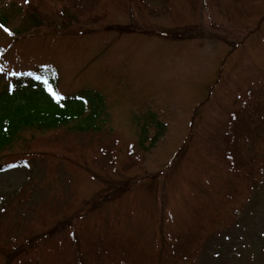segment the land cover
Returning <instances> with one entry per match:
<instances>
[{
    "label": "rangeland",
    "instance_id": "rangeland-1",
    "mask_svg": "<svg viewBox=\"0 0 264 264\" xmlns=\"http://www.w3.org/2000/svg\"><path fill=\"white\" fill-rule=\"evenodd\" d=\"M134 1L98 0L96 5L91 0L73 1L81 9L85 7L86 12L81 15L75 11L73 16L84 21L76 28L85 25L96 13L111 18L96 21L98 30L102 24L111 23L135 27L134 17H141L139 30L145 33L118 34L114 32L116 29H109L111 25H105L113 33H98L109 40L94 48L96 44L90 36L59 37L49 42L56 34L54 25L61 20L57 16L58 8L67 5V0H32L38 12L50 13L48 26L44 25L43 29L52 35H30L43 36L45 45L42 38L28 37L10 47L2 60L7 73L35 69L42 61L54 62L60 91L73 93L82 88V92L91 93L92 89L101 95L92 98L102 106L97 112L103 105L110 110L111 119L107 117L98 131H90L93 143L88 138L89 132L79 133L72 141L77 152L76 175L86 185V189H78L79 196L87 195L83 206L78 208L86 220L77 225L88 241L81 240L85 243L79 245L78 256L85 258L86 253L97 251L113 255L112 245L120 238L125 241L132 236L133 247L137 248L139 241L145 244L146 259L158 264L163 254L162 231L174 235L180 230L183 235L199 232L193 244L198 251L192 264H250L252 260V264H264V181L249 197L252 188L247 185V178L236 179L217 164L229 112L236 101L248 99V91L261 83L259 76H264V0H146L148 7L139 1L137 7ZM9 3L0 0V8ZM10 4L20 8L13 2ZM22 13L20 9L14 15L21 20ZM153 24L169 32L157 34L158 28ZM10 25L15 27L17 23ZM176 31L182 32L183 39L171 37ZM101 38L97 39L101 42ZM4 82L1 77L0 83ZM146 124L147 143L162 125L165 127L152 148L146 141L140 142L139 133ZM34 135L33 143L38 148L41 142L37 139L45 138L47 133ZM71 139L66 135L60 147L51 144L49 154L43 159L28 157L30 169L21 157L24 155H17L22 148L20 144L3 151L0 163L12 158L24 163L23 168L0 172V192L17 190L22 200L28 197L34 205L38 204L39 192L52 176L48 166L65 154L63 146ZM111 141L114 145L110 149L116 157L112 164L106 163V169L99 168L92 156L93 147L100 154ZM262 142L257 152L264 163ZM130 144L132 155L127 154ZM125 162H132L126 172L122 171ZM88 172L106 180H90L92 175L89 178ZM223 179L228 181V188L237 186L238 192L229 190L227 196ZM29 180L30 186L20 191V186ZM126 182H130L126 189V186L120 188L116 197L100 203L90 218L86 216V207L94 201L90 194L110 192ZM64 200L62 207L71 212L72 207L66 206ZM239 208L240 214L234 219ZM172 220L176 222L172 224ZM62 224L60 231L71 226L67 221ZM6 231L0 229V239L10 246ZM30 234H34L33 229ZM61 237L67 250L70 239L67 235ZM244 245L245 251L241 253L239 250ZM234 251L239 252L233 257Z\"/></svg>",
    "mask_w": 264,
    "mask_h": 264
},
{
    "label": "trees",
    "instance_id": "trees-1",
    "mask_svg": "<svg viewBox=\"0 0 264 264\" xmlns=\"http://www.w3.org/2000/svg\"><path fill=\"white\" fill-rule=\"evenodd\" d=\"M73 1L67 0L68 4L63 5V8L57 7V16L61 19L54 25V32L57 35L80 39L98 31L113 33L109 29H116L114 32H118V34L134 32L135 27L128 26V23L102 24V29L98 30L96 21H101L104 18L111 19L109 15L101 13H96L97 15L86 20L85 25L76 28L79 23L83 24L84 21L80 22L76 16H73L75 11L81 15L86 12L84 11L85 7L81 9ZM81 1L84 0H76L77 3ZM97 1L91 0V3L96 5ZM138 1L145 7L149 6L146 0H136L137 3ZM9 2L17 4L20 8L10 3L0 8V25L4 26L0 28V79L3 77L5 80L3 84L0 83V154L3 151L11 150L16 144H20L22 148L18 150L17 155H24L21 157L26 159L27 167L30 169L32 166L28 157L34 156L43 159L49 154L47 150H51V144L60 147L66 135L72 139L63 146L65 154L61 155L54 164L48 166L47 171L53 177L51 176L47 184L40 190L38 204L34 205L28 197L27 200H22L21 194L17 190L4 192L0 195V229L2 231L4 228L8 229L6 234L11 244L9 246L6 244V240L0 239V264H85L86 261L88 264H99L98 262L105 264H154L143 254L145 244L139 241L138 247H133L135 240L132 236L127 237L125 241L120 238L113 244V255H109L107 252L101 254L97 251L86 253L85 258L78 256L79 245L85 243V241H81L85 238L77 223L82 219L86 220L84 212L79 211L78 208L83 206L87 195L79 196L78 189H86V185L84 184L85 180L79 181L78 174L76 175L78 168H76L77 162L74 158L77 152L72 141L79 133L87 132H89L88 138L91 139L92 132L90 131H98L101 122L107 119L97 113V110L102 106L92 100L93 97L100 95L98 92H74L63 95L54 83L53 76L56 71H49L46 68L37 69V73L46 81V83L43 81L37 84L33 83L32 77H27L22 73L14 75L11 79L5 72L2 66L3 57L18 39L30 35L50 34L49 31L43 29L44 25L48 26L50 13L38 12L40 10L33 7L32 0H9ZM68 7L74 10L72 11ZM20 9L23 12L21 20L14 15L15 12L19 13ZM157 11V9L153 10L152 13ZM10 23H17V25L12 27ZM105 25L112 27L105 29ZM192 26L193 24L190 27ZM153 27L158 28L155 24ZM5 28L11 32V35L4 30ZM159 28L163 27L159 26ZM180 34L182 32L176 31L171 37L175 38L176 35L182 39ZM92 47L97 46L93 45ZM255 92H259L258 98L253 100L251 106L239 107L230 111L226 131L224 130L225 133L223 131V146H219L217 157L222 170L225 169L229 174H233L236 179L242 176L247 178V185L251 188L254 187V191L264 181V163L261 162L259 151L257 152L258 146L264 141V84H261L259 90H255ZM248 94L254 97V90ZM102 103L104 104L103 99ZM98 118L101 121L97 122ZM146 126L148 124L140 132V142L143 144L147 136ZM28 133L30 136L26 135ZM45 133H47L45 138L37 139L41 142V146L36 148L38 145L33 143L36 139L34 134L44 135ZM160 135L162 132L158 130L153 134L150 146L155 144ZM90 141L93 143L94 139L92 138ZM112 145H114V141H111L107 147H103L100 154L99 152L95 153L93 147L92 156L95 157L94 162L97 167L106 169V163H113V161L102 157L104 155L115 156V151L110 149ZM68 153H73V155H67ZM1 163L0 167L10 164L21 165L18 158H12L4 165ZM129 165L131 162L126 163V167ZM86 175L88 177L92 175L90 180L105 178L93 172H88ZM223 182L228 183L226 179ZM28 185L30 186V180L20 186V191H24ZM129 185L130 182H126L111 192L105 189L107 192L90 194V199L92 198L94 201L86 207V216L89 215L90 218V213L100 203L110 201L116 197L120 188L126 186L124 188L126 189ZM238 189L236 186L233 191L237 193ZM46 195H49L48 198L43 197ZM64 195L67 199L63 198ZM41 199L42 202H40ZM63 200L67 204L66 206L72 207L71 212H66L65 207H62ZM65 221L69 222L71 226L60 231L59 224L63 225L62 223ZM32 229L34 234L31 235ZM178 232L174 235H167L162 231L163 236L160 239L163 240L161 244L163 254L158 264H192L194 253L198 251L194 249L193 244L199 232L189 231L186 235H183L180 230ZM61 235H67L70 239L67 250L62 246ZM157 241L158 239H155L154 243ZM253 262L254 260L250 264Z\"/></svg>",
    "mask_w": 264,
    "mask_h": 264
},
{
    "label": "snow or ice",
    "instance_id": "snow-or-ice-1",
    "mask_svg": "<svg viewBox=\"0 0 264 264\" xmlns=\"http://www.w3.org/2000/svg\"><path fill=\"white\" fill-rule=\"evenodd\" d=\"M4 26L3 25H0V28H3ZM6 32H9V35H11V32L7 29V28H5L4 29ZM37 79H41L40 77H37ZM45 83H46V81H45ZM50 91H51V89H50Z\"/></svg>",
    "mask_w": 264,
    "mask_h": 264
},
{
    "label": "bare ground",
    "instance_id": "bare-ground-1",
    "mask_svg": "<svg viewBox=\"0 0 264 264\" xmlns=\"http://www.w3.org/2000/svg\"><path fill=\"white\" fill-rule=\"evenodd\" d=\"M135 15H136V14H135ZM136 18H137V19H140L141 17L138 16V17H136Z\"/></svg>",
    "mask_w": 264,
    "mask_h": 264
}]
</instances>
